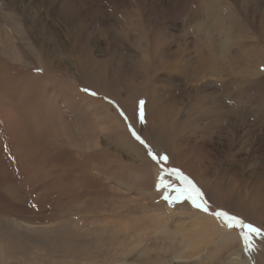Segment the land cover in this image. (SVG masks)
<instances>
[{"label": "rangeland", "instance_id": "374dc122", "mask_svg": "<svg viewBox=\"0 0 264 264\" xmlns=\"http://www.w3.org/2000/svg\"><path fill=\"white\" fill-rule=\"evenodd\" d=\"M262 188L264 0H0V264H264Z\"/></svg>", "mask_w": 264, "mask_h": 264}, {"label": "bare ground", "instance_id": "6f19581e", "mask_svg": "<svg viewBox=\"0 0 264 264\" xmlns=\"http://www.w3.org/2000/svg\"><path fill=\"white\" fill-rule=\"evenodd\" d=\"M210 62V61H209ZM201 63V62H200ZM212 64V63H211ZM210 64V65H211ZM218 64V63H217ZM213 66V65H211ZM216 66V64H215ZM214 66V67H215ZM200 67V68H199ZM208 67V65L206 66ZM217 67V66H216ZM198 68L200 71H204V68H205V65L204 64H200L198 65ZM197 68V70H198ZM217 69V68H215ZM206 71V70H205ZM215 72V71H214ZM197 75V74H196ZM239 84V83H238ZM237 84V85H238ZM195 86V85H194ZM241 86V85H240ZM225 89V88H224ZM238 93V92H237ZM213 98V97H211ZM233 98V97H232ZM217 99V98H216ZM135 142V141H134ZM204 165V164H203ZM143 172V171H142ZM202 188V187H201ZM145 189V188H144ZM152 189L154 190L153 188V184H152ZM203 189V188H202ZM146 190V189H145ZM150 190V189H149ZM152 190V191H153ZM260 190V189H259ZM148 192V191H147ZM150 192V191H149ZM154 192V191H153ZM151 194V193H150ZM153 195V194H152ZM252 200L253 201V205L251 206V210H252V214L247 212V209H242L240 213H243L246 214L249 213V218L250 220H253L254 221V218L252 217L253 213L255 212V215L257 213H259V211L262 210V208L264 209V188H262V190L258 191L254 196L250 197V198H247V197H244V199L242 198V202L245 201V203H247V201L249 200ZM259 201V203H258ZM240 203V202H239ZM263 204V206L261 207V204ZM160 208L159 209H163L162 206H159ZM177 209L180 211L181 213V217H195L193 218V221H192V225H198L200 227V229L203 231L204 234H208L210 236H217L218 238H221V240L223 241L224 243V248L228 251V244L231 242V243H234L235 244V248L234 250L230 251V254H229V258H228V262H226V264H249L246 260H245V257L244 256H241V252H242V248L240 246V238L237 236L236 232L234 231H227L223 228V224L222 222H218L217 220H215L213 217V214H206V212H194V211H191L190 209H188L187 207L185 206H179L177 207ZM152 211H155V210H152V209H141L140 212L143 213L145 215V219L146 217L148 216L149 218L151 219H155V218H159L160 215L163 213V212H160L158 214V216L156 215H151L150 212ZM149 214V215H148ZM155 217V218H154ZM104 226V225H103ZM197 240H200V239H197ZM237 243V244H236ZM183 244V249H189L191 248V245H190V242L188 243H182ZM197 252H199V249L197 250ZM219 256L222 257L220 255V251L218 252ZM210 256H208L207 258H205V260L203 261V263L201 264H214V262H211L213 261L212 259L213 258H209ZM212 257V256H211ZM218 257V256H217ZM219 257V258H220ZM207 261H210V262H207ZM230 261V262H229ZM262 263H264V260L262 261ZM155 264V263H154ZM156 264H171L170 262H162V261H159L157 262ZM200 264V263H199ZM254 264H261V263H257L254 261Z\"/></svg>", "mask_w": 264, "mask_h": 264}, {"label": "snow or ice", "instance_id": "6c2138e0", "mask_svg": "<svg viewBox=\"0 0 264 264\" xmlns=\"http://www.w3.org/2000/svg\"><path fill=\"white\" fill-rule=\"evenodd\" d=\"M141 104H143V102H141ZM141 118H143V112H141ZM133 135H135V133H133ZM137 139H140L138 136L136 137ZM141 143H144V141L141 140ZM150 155L153 156V159H157V157L152 154L151 152L149 153ZM160 159H163V160H167L168 157L167 156H164V157H160ZM198 192V190H197ZM199 194V193H198ZM187 198H191V197H187ZM167 199V197H166ZM193 203H195V201H193ZM197 207H200V205H196ZM202 210H205L207 211L206 208H203ZM219 215H223V216H227L228 214L227 213H219ZM231 221H235L237 224H240L242 225L244 228H246L248 230V233L247 234H244L242 233L243 237H244V240L246 242V244L248 243V238H249V234H252V233H260L261 232V229L253 226L252 224L250 223H244L242 220H240L239 218L237 217H230L229 218ZM234 225L232 223H229L228 224V227H233ZM250 246V245H249Z\"/></svg>", "mask_w": 264, "mask_h": 264}, {"label": "trees", "instance_id": "16d2710c", "mask_svg": "<svg viewBox=\"0 0 264 264\" xmlns=\"http://www.w3.org/2000/svg\"><path fill=\"white\" fill-rule=\"evenodd\" d=\"M199 198H201V197H199ZM197 200H200V201H197ZM197 200H194V198H192V197L190 198V201H192V202L195 201V203H193L194 205H198V203H202V201H201L202 199H197Z\"/></svg>", "mask_w": 264, "mask_h": 264}]
</instances>
